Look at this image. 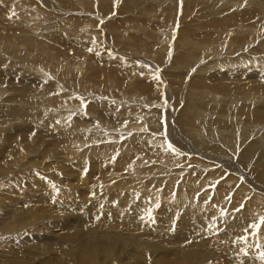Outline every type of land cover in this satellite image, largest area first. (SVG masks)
<instances>
[{
	"label": "bare ground",
	"instance_id": "1",
	"mask_svg": "<svg viewBox=\"0 0 264 264\" xmlns=\"http://www.w3.org/2000/svg\"><path fill=\"white\" fill-rule=\"evenodd\" d=\"M156 1L162 3L161 8L165 11L168 7H171V12H168V14L172 16L167 17V19L165 17V23H155L153 14L145 22L140 21V23L136 20L134 25L139 32L144 31L141 35L145 42L156 38L154 43L160 41L165 44L151 45L148 49L138 50L135 48L134 52L145 56V58L143 57L145 62L153 67L154 64H157L161 69H165L167 73L168 69L165 67L167 63L165 66L164 63L169 56L170 45L174 43V51L177 52L181 49L182 55L178 51L177 55H172L173 57L176 56L173 60L181 62H172L169 66L173 68L172 66L175 65H183L188 70H184L183 74L178 73L179 75H175L174 72L168 70L171 77L168 74L167 76L170 77V80L184 84L185 90H181L179 93L182 94L184 91V102L189 100L188 105L192 106L193 104L190 92L191 94L201 93L203 99V103H197L192 109L187 108L185 105L178 116H175L174 121L170 118L171 112H173L172 109L170 112L167 106V109L161 106L164 104L163 101L167 96V92H165V97L160 98L159 95H161L160 91L162 89L159 88L158 84L154 85L149 81L143 82L144 80L138 79L140 85H137L132 83L131 77L128 78L127 76L128 74L126 75L127 78L120 79L121 81L117 83L118 81L112 76L103 75L105 89L115 95L109 96L111 99H103L102 97L106 94V91L103 89L101 81L97 79L98 76H84L87 69L98 63L93 58L95 50L93 51L90 45L94 47L96 44L101 46L103 42V37L95 34L96 31L101 32L98 29L100 22L89 17L92 14L102 16V12H105L103 10H108L107 8L110 7L113 1L93 3L90 0H69L64 5L59 0H53L54 3L51 4L47 0H17L19 4L16 9L0 15V25H3L4 28H0V176L5 177L7 183H13L11 185L17 186L16 191H13V188H11L13 186L8 187L7 184L3 183L2 185L0 183V193L2 192L0 194V215H8L7 218H10V221L16 225L21 217L26 216L25 211L22 215L18 213V207L15 205L22 199L26 205L37 211L48 221L45 225L27 229L28 232L47 228V226L63 227V225H66V227L72 229L74 221L54 218L52 203L59 205L56 209L62 213L73 210L75 214L77 213L76 219L78 220L89 217L82 223L80 221L81 225L78 224V227L79 225L80 227L74 228L73 233L64 234L53 231L54 240H60L69 246L71 241L76 239L80 245L86 246L85 248L88 247V250L83 253L85 255H94L93 253L101 248L99 244L108 247L113 244L112 242L122 241L124 248L130 236H132L131 244L134 248L136 246L139 248V242L145 237L151 236V234H158L160 239H164L165 236H168L166 231L169 228L168 225L166 227V224L169 220L177 221V223L181 222L178 225L180 234L176 230L178 233L177 240L188 238L191 233L189 231L190 227L193 228L192 225L200 226L202 220H204L203 225H205V230L208 232L217 229L214 238L216 237L218 240L217 231L223 233V235L224 232L214 227V223L216 225L227 223L238 235L241 234L240 229L237 227L241 228L246 216L244 217L245 213L243 212L245 211L240 208V205L244 203L249 212L254 207L251 208L248 202L239 199V196L247 191L248 187L239 183H235L233 185H236L235 187L229 186L231 178L227 176L240 171L239 167L241 166L243 177L240 179H248L246 180L248 184L250 182L255 184V187L250 184L254 189L253 193L260 190L258 186L264 185V169L262 173L251 170L246 172L247 169L244 165L238 164L240 160H245L250 169L251 165L264 163V113H258L255 117L256 121L261 124L258 126L254 124L249 114L252 105L255 104L253 108L256 109L259 108V104L263 106L264 103V70L258 71L257 68L264 67V60L258 54V48L254 49L255 56L252 55L251 50H242V47H245L247 38L253 36V25L255 26L256 23L264 24V0L255 1L257 3L255 6L258 5L257 9L255 8L256 10L253 7L251 9L248 7L249 10L246 8L247 10L244 11L241 8L249 0ZM218 6L220 7L218 8ZM49 7H52V10H49ZM224 8L231 9L234 14L230 12L231 15L223 17L226 13L223 11ZM11 9L10 5L2 7L3 12ZM76 9L90 14V16L84 14L88 18H81L85 22H79L76 16L67 14L70 11H76ZM119 9L118 7V14H121L120 17H122L125 14L119 13ZM144 9L148 12L151 10ZM198 9L203 14L201 18L206 16L205 18L210 20L211 27L216 28L215 31L219 33L214 36L215 40L218 38L215 42L209 41L208 38L200 39L198 42L199 28L203 32L204 29L210 30L209 28H211L210 26L200 25L201 23L198 24L202 21L198 22V14L200 13ZM57 10L61 11L58 16L55 14ZM136 14L141 13L137 12ZM219 14L221 16H218ZM160 16L161 14L156 19L159 20ZM254 18L257 20L253 23L254 20L251 19ZM133 20L135 21V18ZM202 22L207 23V21ZM259 27L262 29L263 26ZM7 30H9V34ZM10 30L13 34L10 33ZM121 31H126V29L121 28ZM237 31H240L242 38H238L233 47L228 36L237 33ZM174 36L177 38L175 39ZM122 39H125L127 44L130 45L128 43V40L131 39L129 33L126 34V38L124 35ZM251 40L253 39L250 38ZM249 43L253 42L248 40V46ZM226 49H228V53H226ZM98 50L100 51V49ZM220 52H223L226 58L224 56V59H221L217 54H220ZM191 53L195 57H192ZM232 53L236 54L233 55ZM202 57L210 58V60L217 57L218 59L207 61L206 58L201 62ZM204 61V64L198 66L200 62L203 63ZM5 62L9 64H5ZM160 63H163V65L161 66ZM135 65L139 72H143L144 75L147 74L144 67L137 66L136 63ZM194 65L198 67L196 68L198 71L196 75L194 74V71H196ZM58 83L65 84L70 92L64 105L65 117L75 121L78 127L87 128V131L78 134L79 145L76 147V151L84 153V157L79 158L76 155L68 157L65 159V162L68 163L66 165L53 158L54 161L52 163L48 162L46 169H51L54 166L60 167L46 172L41 171V166L45 165L43 158L47 157L50 152L56 151V148L48 150L42 145H35L34 142L32 143L33 139L25 143L23 135L25 132L35 129L39 132L40 137L53 129L60 138L61 129L56 128V124L60 119V116L57 115V108L61 100L60 85ZM131 84H133L136 96L120 87L122 85L126 89ZM234 86L237 89L233 90ZM170 88L168 87L167 91L178 103V99L173 96V92H170ZM229 89L231 92L222 97L221 92ZM149 92L150 96L156 101L152 108H147L149 106L147 102ZM40 93H42L41 97L39 96ZM113 99L123 102H117ZM33 101L37 102V115L44 120H48L46 126L41 122H34L32 117L29 116L32 108L24 105ZM126 102L130 105L125 104ZM131 103H137L139 106L134 107ZM44 105L47 106L42 109ZM224 105H227L225 109ZM175 111H177L176 107L173 112L174 115L177 114ZM17 112L18 114L15 116L17 118L16 124L6 127L4 122ZM99 116L102 118L101 124L97 123ZM99 125H112L114 134L108 136L105 140H98L99 136L106 133L105 130L100 129ZM34 140L37 141V139ZM123 140L126 143H117ZM127 141H130V143H127ZM134 141L138 144H135ZM54 142L59 146H63L64 153H69V149L64 147L63 142L57 139ZM168 144L173 146L174 151L168 150ZM155 152H158L162 157L160 162H151L156 157ZM189 153H198L197 155L203 164H210L204 166L202 163H198L195 158L188 155ZM10 157L13 160H10ZM108 157H110V160ZM114 159L116 161L112 162ZM147 160L151 163V166L143 167V163ZM167 160L172 161L174 164L173 168L176 175L172 173L173 178L166 181L165 178L149 179L144 174L140 175L142 174L141 169L145 170L144 173L156 172V174H159L163 172L161 170L155 171L154 168L157 166L162 167ZM72 163L73 165H70ZM17 166L24 167L25 171L17 172L20 168L16 169ZM207 166L212 168L216 166L217 170L212 171L211 168L212 170H208L207 173L204 172L205 169L200 170V168H206ZM221 168L223 169L221 170ZM101 172L102 175L96 176L103 179L100 183L101 190L98 192L95 180L92 177L95 173L99 174ZM32 174L39 175L32 180ZM182 174L183 177H181ZM134 176L136 178H132ZM250 176L255 180H252ZM25 192L29 195L28 197ZM161 192L162 195H160ZM256 194H253V196L258 197ZM154 201H156L154 204L150 203ZM254 202H256V199ZM157 205L159 206L157 207ZM149 209L152 210L151 219L147 216ZM242 213L243 216H240ZM257 213L256 211L255 215ZM260 213L257 222L264 216V210H261ZM90 214L100 219V221H96L95 218L92 220ZM184 219H187V221L183 222ZM10 221H8L9 225ZM96 222H100L103 225L102 228L104 226H110L111 228L106 227V231H98V223L94 224ZM134 223H145L143 227L148 228V231L141 227L142 235H138L135 233L137 231L132 233V231L121 229L123 225L129 227ZM206 223L209 224L206 225ZM250 225H252L250 222L245 224V231L247 230L248 233L246 235L249 238H245L244 240L247 241L244 243L251 245L256 236V233H251L255 232L256 229L250 227ZM257 230L264 235V225H261L260 229ZM197 232L196 230L195 234ZM198 235L196 238L193 237V240H196L195 244L198 243V245L181 244L180 250L167 251L161 256H155V261L158 264H176L180 261H188L189 263L192 260V258L189 259L190 254L203 255L208 253L206 251L208 246H200V242L205 239V236L207 237V233L205 236L203 235V240ZM30 236L33 235H27V237ZM19 238H21L20 235ZM222 242L220 243L222 244ZM235 242L233 249H238L241 243L239 241ZM89 244H92L91 247H89ZM9 246L12 247V242ZM141 250L135 251L133 254L137 255L138 252L149 251L143 245ZM131 251L133 250L131 249L129 252ZM63 252L70 254L68 249L61 248L57 252L55 251V253ZM219 253L220 251H218ZM31 255L32 253H30ZM226 256L228 257L227 254ZM21 257L8 258L7 256L8 260H14L17 264L30 263ZM56 260H58V257H55L51 264H58Z\"/></svg>",
	"mask_w": 264,
	"mask_h": 264
},
{
	"label": "rangeland",
	"instance_id": "2",
	"mask_svg": "<svg viewBox=\"0 0 264 264\" xmlns=\"http://www.w3.org/2000/svg\"><path fill=\"white\" fill-rule=\"evenodd\" d=\"M43 1H45V0H43ZM47 1L49 2V4L54 3L53 0H47ZM59 1L62 4L65 5V2L66 1H69V0H59ZM90 1L93 2V3H100L102 1H104V2H112L113 1V2L110 5V7L107 8L108 10H106V9L103 10L105 12L104 13L102 12V14H101L102 16H100V17L97 16V15H93V14H92V16H93L92 17V16H90L89 13H87V12L86 13H83L82 11H80V9H76V11H70L67 14L76 16V18L79 19L78 20L79 22H85V20L84 19L81 20V18H84V17L88 18L87 15L85 16L84 14H88V16H90L89 18L95 19L96 21L100 22V26H99L98 29L101 32H97L96 31L95 34H96V36L103 37L102 45L101 46H98L96 44L95 47L92 46V45H90V47L93 49V51L95 50L94 51L95 52L94 53L95 56L93 58L96 59L98 61V63L95 64L94 66L90 67L89 69H87L86 72L84 73V76L85 77H95V76H98L97 79L99 81H101L102 87L106 91V94L103 95V97H102L103 99H111L109 96H115L114 94H111L110 92H108L105 89L104 84H103V75H109V76H112L113 78H115V80L118 81L117 83H119L121 80L127 78V76H128V78L131 77L132 83H135L137 85H140L138 83V79L139 80H144L143 82H148L149 81V83H152L154 85L158 84L159 88L162 89L160 91L161 95H159L160 98L165 97V92H167V96L165 97V100L163 101L164 104L161 105L162 108H166V106H167V108L170 109L169 110L170 112H171V109L174 112L175 107H176V110L177 111H175V112L177 114L174 115L173 112H171L172 114L170 113L171 114L170 115V118L173 121L175 120V116H178L179 112L185 108V105L187 106V108L192 109L197 103L198 104H199V102H202L203 103V99H202L201 93H193V94H191V92H190V95H191L190 97H191V100H192L193 104H192V106L188 105L189 100L186 101V102H184V94H183L184 91L182 92V94L179 93L181 90H185V88L183 86L184 84H181L180 82L178 83V81L175 82V80H170V77L171 76H170V73L168 72V70H170L171 72H174L175 75H179L178 73L183 74L184 70H188V68H186L183 65H180V66L175 65V66H172L173 68H171L169 66L172 62H178V63L181 62V61L173 60V58L176 57V56L175 57H173V56L174 55H177L178 54V51L182 55V50L181 49H179L177 52L174 51V47H175V44L174 43H172L170 45L171 48L169 50V56L167 57V59L165 60V63H164V66L167 63L166 66H165L166 69H168L167 70V73L165 72V69L164 70H163V68L161 69V67H158L157 64H154V67H153L148 62H145L143 60V57L145 58V56L138 55V53H135L134 52L135 48L138 49V50L139 49H148V48H150L151 45H156V44L163 45V44H165V43L160 42V41H159V43H154L155 40H156V38H152L151 40H149V42L148 41L145 42L144 39H143V36H142L143 33H144V31H140L139 32L137 30L138 28L135 27L134 23L136 22V20H138L139 22L140 21L145 22V21L148 20V18H151L153 16V14H154L153 21L155 23H158V22L165 23L166 22L165 21V17L167 19V17L172 16L171 14H168V12H171V7H168L166 9V11H165V9L161 8L162 7V3L160 1H156V0H90ZM225 1H227V0H225ZM255 1L256 0H249L247 2V3L250 2L248 5L245 2L244 5H243L244 7L241 8V9L243 11L244 10H247V9L249 10V8L251 9L252 7H253V9H255V8L257 9V6L258 5L255 6V4H257V3H255ZM18 4L19 3L17 2V0H0V15L1 14H6V13H9V12H12L14 9L17 8ZM5 5H10L12 7V9L9 10V11L3 12L2 7L5 6ZM118 7L120 8L119 9V13H124L125 14L122 17H120L121 14H118V10H117ZM164 7H166V6H164ZM219 7L220 6H218V8ZM51 8L52 7H49L48 9L49 10H52ZM144 8L151 9V10L148 12V10H145ZM155 10H156V12H155ZM223 11L226 12L223 17H226V16H229V14L231 12V9H229V8L225 9L224 8ZM137 12H139L141 14H136ZM199 12H200V10H199ZM55 14H56V16H58L59 14H61V11L60 10H57V11H55ZM160 14H161V16H160L161 18L159 17V20L156 19V17L158 15H160ZM231 14H234V13L231 12ZM201 16H203V14L200 12L198 14V22L200 20H202V21H207V23L206 22L203 23L201 21L198 24L201 23L200 25H203L205 27H207V26L208 27L209 26L211 27V25L209 23L210 20L208 18H205L206 16H204L202 18H201ZM218 16H221V15L219 14ZM124 17H125V19H124ZM140 17H142V18H140ZM178 17L180 18L181 16H178ZM134 18H135V21L133 20ZM251 20H254L253 21V23H254V22H256L257 19L254 18V19H251ZM171 22H172V20H171ZM260 23H261V21H260ZM2 26L0 25V28L4 29ZM259 26H263L262 29ZM121 28L122 29H126V31H121ZM209 29L210 30L204 29V32H203V30L200 31L201 29L199 28V30H198V42L200 41V39L202 40V39H206V38H208L209 41H211V42H213V41L215 42L216 40H218V38L215 40V37H214L215 35H218L219 34L217 31H215L216 28L211 27ZM252 30H254L253 31V36L247 38V40L245 42V47H242V50L243 51L251 50L252 51V55L255 56L254 49L258 48L259 51H257V52H259L258 54L260 55V57H263V60H264V54H263V52H264V24L263 25H260V24H257L256 23L255 26L253 25ZM0 31H1V29H0ZM7 32L9 34V30H7ZM210 32H213V33H210ZM10 33L13 34L12 31ZM127 33H129L131 35V39L128 40V43L130 45L127 44V41H125V39H122L124 35H125V38H126V34ZM245 33H247V32H245ZM206 34H208V35H206ZM210 34H212L213 36L210 35ZM248 34H250V33L248 32ZM240 35H241L240 31H237V33L230 34L228 36V39H229V41L232 42V46L233 47L235 46L238 38H242V36H240ZM176 36H177V34H176ZM212 37H214V38H212ZM174 38L176 39L177 37L174 36ZM250 38L253 39V40L250 41ZM248 40H249V42H253V43H249V46L247 45ZM259 44L260 45L262 44V46H260ZM98 49H100V51ZM192 53H194V51H192ZM226 53H228V49H226ZM236 53H238V52H236ZM236 53H232V54L234 55ZM217 54L220 56L221 59H224V56L226 58V55L223 52L222 53L220 52V54L219 53H217ZM192 57H195V56L192 54ZM206 58L207 57H202L201 62L203 60H206ZM214 59H218V57L217 58H212L211 60H214ZM209 60H210V58L207 61H209ZM201 62L199 63L198 66H201L202 64L205 63V61L203 63H201ZM7 63L8 62H5V64H7ZM135 63L137 64V66L138 65H141L142 67H144L147 70L146 71L147 74L144 75L143 72L142 73L139 72V70L137 69ZM188 64H191V63L188 62ZM162 65H163V63L161 64V66ZM176 66H177V68H175ZM193 67H194L195 70H196V68H198L197 65H194ZM257 68H258V71H260L262 69L264 70V67H257ZM197 72H198L197 70L194 71V74L196 75ZM167 74L170 77H168ZM190 74H191V72L189 73V75ZM244 74H245V72H244ZM154 76H158L159 79H154L153 78ZM58 84L60 85L61 100H60V104H59V106L57 108V115L60 116V119L58 120V122L56 124V128L57 129H61V136H60V138H58V136L56 135L55 130H53V129L52 130H49L46 134H44V135H42L40 137H39V132L37 130H35V129H32L30 132H25L24 135H23L24 136L23 139H24V142L25 143L31 141L32 139L33 140L34 139H37V141L36 140H34V141L32 140V143L34 142L35 145L36 144L42 145V146L46 147L48 150H50V148H54V147L56 148V151L50 152V154L47 157L43 158V162H45V165L44 166H41V171H46V172L52 170L53 168L60 167V166H54L51 169H46L48 167V162L49 163H52L54 161L53 158L54 159H57V160H59L61 162H63V164L66 165L68 163L65 162V159L68 158V157H71V156H74V155H76L79 158L84 157V153L76 151V147H77V145H79V143H78V134L80 132L87 131V128L86 127H83V126L82 127H78L77 126V123L75 121L69 120L67 117H65L63 110H64L65 102L69 98L70 92L67 89V87H66L65 84H60V83H58ZM120 87L124 91L125 90H128V91L131 92L132 95H135V89L133 87V84L129 85L126 89L123 88L122 85H120ZM168 87L169 88L171 87L170 88L171 89L170 92L171 93L173 92V94H174L173 96H176V98L178 99V103L171 96V94L169 93V91H167V88ZM178 89H179V91H178ZM234 89H237V88H235V86H234L233 87V90ZM162 91H163V94H162ZM229 92H231L230 89L227 90V91L224 90L223 92H221V96L224 97L225 94L226 93H229ZM179 94H181L182 96L179 95ZM39 96L41 97L42 96V93H40ZM113 100L114 101H117V102H123V101L117 100V99H113ZM167 101H168V103H167ZM147 102L149 103V106L148 107L146 106L147 108H152L155 105V102H156L150 96V92H149V95H148V98H147ZM36 104H37V102H34L33 101V102H31L29 104H26L24 106H30L32 108V111L29 114V116L32 117V119H33L34 122H41L42 124H44L46 126L47 123H48V120H44L42 117H40V116L37 115L38 107H36ZM125 104L130 105V103H128V102H126ZM131 104L134 107L135 106H139V105H137V103H131ZM254 105H252L250 107L249 114L252 117V119L254 121V124H256V126H258V125H261V124H259L256 121L255 117H256V115L258 113L259 114H263L264 113V103H263V106H261V104H259L258 105L259 108H256V109L253 108ZM46 106L47 105H44L42 107V109H44V107H46ZM226 107H227V105H224V109ZM17 114H18V112L12 114L11 117L8 118L4 122V125L6 127H11V126L15 125L16 124V121H17V118H15V116H17ZM185 117H186V115L184 116V118ZM97 123H100V124L102 123L101 116L98 117ZM37 126H39V125L37 124ZM99 127H100V129L105 130L106 133L103 134V135H101V136H99L98 137V140H105L108 136H111V135L114 134V127L112 125H99ZM30 133H31V135L33 137L30 135ZM132 133H135V132H132ZM26 134L27 135L29 134L30 136L29 135L27 136ZM55 139H57L60 142H63L64 143V147H66V148L69 149V153H64L63 146L57 145L54 142ZM121 142L126 143L125 140L118 141L117 143H121ZM211 142L213 143L214 141H211ZM127 143H130V141H127ZM134 143L135 144H138V143H136V141H134ZM217 144L220 145V143H217ZM154 154L156 155V157H155V159L151 160V162H153V161L160 162V160H162V157L158 154V152H155ZM197 154L198 153H189L188 155L189 156L191 155L192 158H195L198 163H202L200 161L201 159L198 157ZM108 158L110 160V157H108ZM116 158H118V157H116ZM10 160H13V158L10 157ZM115 161H116V159H114L112 162H115ZM164 163L165 164L162 167H158L157 166V167L154 168L155 171L161 170L163 172H160L159 174H156V172H154V173H151V172L150 173H144L145 170L144 169H141L142 174H140V175L142 176L144 174V176L145 177H149V179L165 178L166 181L169 180V179H171V178H173L174 176L172 175V173L175 172V170L173 168L174 167V164L170 160H167ZM205 164H210V163H204L203 165L205 166ZM238 164L244 165V167L247 169L246 172H248V171L251 170V171H254V172H257V173H262L263 172V169H264V163H259V164H256V165H251L250 166L251 167L250 169L248 168L249 167L248 166V163L245 160H240L238 162ZM70 165H73V163L70 164ZM213 165H216V164H213ZM145 166L146 167H149V166H151V163H149V161L147 160V161H145L143 163V167H145ZM176 168H178V167H176ZM211 168H212L211 166H207L206 168H204V167L200 168V170L205 169L204 172H206V173L209 172L212 169H213L212 171H214L215 169L217 170V167L216 166L213 167L212 169ZM16 169H18L17 172L25 171L24 167H22V166H17ZM146 169H148V168H146ZM222 169L223 168H221V170ZM239 170L241 172L240 171H237L233 175H228L227 176V177H230L231 178V181L229 182V186L235 187L236 185L235 186H233V185L235 183L236 184L239 183V184H242L245 187H248L247 191H244L239 196V199H241L243 202H248L250 204V207L251 208L254 207V208H252L250 210V212H249V211H247V206L244 203L242 205H240V208L241 209L243 208V210L245 211V212H243V213H245L244 214V217L246 216V218H245L246 220L244 221V223L246 224V222H250V223H252V225L253 224H259L260 221L257 222L256 220L258 219V217L260 216V214L263 213V212L260 213V211L261 210H264V200H262V199H264V191H262V190H264V185H261L260 187L258 186V188L260 190H256L255 193H253L254 192V189H252V187L250 186V184L253 185L254 187H255V184H253L251 182H250V184H248L246 182V180H248V179H244L243 178L241 180L240 178L243 177V174H242L243 169L241 168V166L239 167ZM32 171H34V170H32ZM165 173H167V174H165ZM102 174H103L102 172L99 173V174L98 173H95V175L92 177V179L95 180V185L97 187L98 192L101 190L100 183H101V181L103 179H102V177H96V176L97 175H102ZM38 175L39 174H37V175L36 174H32L31 175L32 176V180L36 176H38ZM122 175H123V173H122ZM149 175H151V176H149ZM181 177H183V174L181 175ZM132 178H136V176H134ZM250 178L252 180H255L251 176H250ZM125 179H127V177H125ZM238 179H239V181H237ZM6 180L7 179L5 177L0 176V183H2V185L4 183V184H7L8 187L13 186V185H11L13 183H7ZM103 183H108V182H103ZM7 186H5V187H7ZM15 186L16 185H14L13 187H11V188H13V191H16V189H17V186L16 187ZM153 187H154V184H153ZM141 194H143V193H141ZM253 194L254 195L256 194L258 197H260L262 199L253 196ZM26 195H27V197L29 196L27 193H26ZM160 195H162V192L160 193ZM158 198H157V200H158ZM255 199H256V202H254ZM259 199H260V201L262 200L263 202L262 201L260 202ZM156 201L150 202V203L151 204H154ZM24 202L25 201L21 199L20 202H17L15 204L18 207V213H20L22 215V213L24 211L26 212V216L21 217L19 219V221H18L19 224L17 223L15 225V223H13L12 221H10V218H7L8 215H6V214L0 215V264H17L14 260H8V258H14V257H19L20 258L21 256H22L21 257L22 259L30 262L29 264H32V262H34L33 264H51V261L54 260L55 257H58V260H56V262L58 264H158L157 261H155V259H154L155 256H161V255L165 254L167 251H174V250L175 251H178V250H180V245L181 244L183 245L184 243H185V245H190V246H196V245H198V243L195 244L196 243V240L195 239L193 240V237L195 236V238H196V236L198 235V233H200L202 235V236L200 234L198 235V237L200 236V238L202 240H203L204 236L207 233V237L205 236V239H204L205 241L204 240L201 241L200 242V246H203V247H207L208 246L207 247L208 249H206V251L208 253L203 254L204 256L201 255V254H198V253H192V254H190V258H189V259L192 258V260H190L189 263H188V261H184V262L180 261V262H178L176 264H239V263H241V264H250V263L251 264H253V263H255V264H263V262H264V235H263V233H259V231L256 229V231H258V232H256V231L254 232L253 231V233H251V234H255L256 233L254 242L252 241V244L251 245L249 243L245 244L244 242H246L247 240H244V239L245 238H249V236L246 235L248 233H247V230L245 231L246 228H245V224L244 223H242L241 228L240 227H237L241 231V234L240 235H238L237 232L235 230H233L231 226H228L227 223H222L220 225H216V223H214V227H217L219 231L224 232V235H223V233L221 234V232L218 233V231H217V234L219 235L218 236L219 237V240L215 237L218 240L217 241L214 238V234H215V232H216L217 229H214V230L209 231V232L207 230H205V225H203L204 220H202V223H201L200 226H198V225H192L193 228L190 227V229H189V231H191V233L189 234L188 238L186 237L183 240H180V239L177 240L178 233L180 234V227L178 225H179V223L181 224V222H178L177 223V221L169 220L168 223L166 224V227L168 225V228L170 230L168 229L169 231L168 230L166 231V232H168V236H165L164 239H160V237L158 236V234L157 235L151 234L152 237L151 236L145 237L144 239H142L139 242V245H138V246H140L139 248L137 246L134 248L133 245L131 244V242H132V236H130L129 237L130 239L128 240V243L125 244V247L124 248H123V245L124 244H123L122 241L121 242H117L116 241L115 243L112 242L115 245L111 244L108 247H106V246L103 247V245L99 244L101 246V248L98 251H96L97 252L96 255H95L96 252L93 253L94 255H89V254L85 255L83 253L86 250H88V247L85 248L86 246H83L82 244L80 245V243H78V241L76 239H74V240L71 241V243L69 245L70 247H69L66 243H64V242H62L60 240H54L53 239V235H54L53 231H59L60 233H64V234H69V232L73 233V231L75 229H77V228L80 227V225H81L80 224V221L82 223V221H86L89 217L88 218H83L81 220H78V219H76L77 213L75 214L73 210H71V211L68 210L67 213H62V212H60L59 210L56 209V207H58L59 205H56V204H53L52 203V207H54V208H52V207L51 208H52V214L54 215V218H57V219L60 218L61 220H71L72 222L74 221V224H73L74 226H72V229H69L68 227H66V225H63V227H59V226L50 227V226H47V228H42V229H38V230H32V231H29L28 232L27 229H33V228H36L38 226L45 225V224L48 223V221H47L46 218L42 217L37 211L31 209ZM245 207H246V209H245ZM256 211L258 213L255 215V212ZM243 213L240 216H243ZM90 216H91L90 218H92V220H93V218H95V219H97L96 221H100V219L96 218L92 214H90ZM174 220H176V219H174ZM8 221L11 222L10 225H9V222ZM185 221H187V219H184L183 222H185ZM52 222H53V219H52ZM83 223H86V222H83ZM97 223L98 222H96L94 224H97ZM78 224H80L79 227H78ZM140 224H142V225H140ZM143 224H145V223H136V224L134 223L132 225H129V227H124L125 225H123V227L121 229L128 230V231H132V233L135 232V231H137V232H135L136 234L142 235L141 234V231H140V228L141 227L144 228L143 227ZM208 224L209 223H206V225H208ZM70 225H72V224H70ZM100 226H101V229H100ZM97 227H98V231H106V229H105L106 227L111 228L110 226H106V227L104 226V228H102L103 225L100 222L97 224ZM132 227H134V228H132ZM211 227L214 228L212 225H211ZM62 228H63V230H62ZM194 228L198 231L196 234H195L196 230ZM144 229L145 230L147 229L146 231H148V228L145 227ZM39 230H42V231L39 232ZM176 230L179 231V232L177 233ZM64 231H66V232H64ZM171 231H172V233H171ZM173 231H174L175 234L173 233ZM212 232H213V235H212ZM203 233H205V234H203ZM18 234L20 235V237L22 239L19 238V235ZM28 234H32L33 236L32 237L31 236L30 237H27ZM242 235H244V236H242ZM17 236H18V238H17ZM45 236H46V238H45ZM239 236H241V237H239ZM33 237H35V238H33ZM84 237L86 239V236L85 235H84ZM84 237H82V239H84ZM168 237H170V238H168ZM229 237H232V238H229ZM257 237H259V238H257ZM235 238H236V240H234ZM11 240H13V241H11ZM221 241H223L222 244L220 243ZM235 241H239L241 243V245H239V248L238 249H236V248L233 249L234 243H236ZM258 241H259V243H258ZM11 242H12V247L9 246V245H11ZM43 243H44V245H43ZM77 243H78V245H77ZM89 245L88 246L91 247L92 244H89ZM142 245L145 248L149 249V251L148 250H145V252H140V253L138 252L137 255H134L133 253L135 251H142L141 250V246ZM4 246H7V247H4ZM16 246H18V247H16ZM25 247H27L28 249H26ZM61 248L68 249L70 251V254L69 253H66V252H63V253H55V251L57 252ZM242 248L243 249L245 248V249L243 250ZM1 249H3V250H1ZM110 249H111V251H110ZM131 249L133 250V251H131L132 252V255H131V252H129ZM227 250H228V253H227ZM14 251H15V253H14ZM19 251H20V253H19ZM24 251L27 254L23 253ZM92 251H93V249H92ZM218 251H220L219 254H218ZM245 251H246V253H245ZM16 252H18V253H16ZM223 252H225V253H223ZM21 253H22V255H21ZM30 253H32L31 256H30ZM4 254H6V256H4ZM226 254L228 255V257L226 256ZM241 255H242V257H240ZM7 256H8V258H7ZM219 256H221V257H219ZM222 256H223V258H222ZM247 257H248V259H247ZM51 258H52V260H50ZM251 259H252V261H251ZM248 262H250V263H248ZM22 264H24V263H22ZM166 264H168V263H166Z\"/></svg>",
	"mask_w": 264,
	"mask_h": 264
},
{
	"label": "snow or ice",
	"instance_id": "3",
	"mask_svg": "<svg viewBox=\"0 0 264 264\" xmlns=\"http://www.w3.org/2000/svg\"><path fill=\"white\" fill-rule=\"evenodd\" d=\"M90 51H91V49H90ZM153 78L154 79H159L158 76H154ZM168 150H173L174 151L173 146L171 144H168ZM57 191H58V189H57ZM158 206L159 205H157V207ZM147 216L149 217V219L152 218V210L151 209L148 210ZM261 225H264V217L260 218V223L259 224H253V225H250V227L255 228V229H260Z\"/></svg>",
	"mask_w": 264,
	"mask_h": 264
}]
</instances>
